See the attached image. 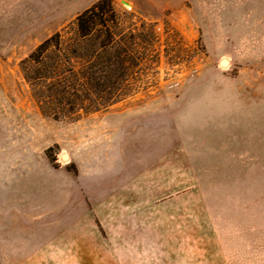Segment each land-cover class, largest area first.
Instances as JSON below:
<instances>
[{
  "label": "rangeland",
  "instance_id": "rangeland-1",
  "mask_svg": "<svg viewBox=\"0 0 264 264\" xmlns=\"http://www.w3.org/2000/svg\"><path fill=\"white\" fill-rule=\"evenodd\" d=\"M71 1L0 0V264L202 263L204 121L264 105V0H110L72 60L106 90L54 112L21 61L98 0Z\"/></svg>",
  "mask_w": 264,
  "mask_h": 264
},
{
  "label": "crops",
  "instance_id": "crops-1",
  "mask_svg": "<svg viewBox=\"0 0 264 264\" xmlns=\"http://www.w3.org/2000/svg\"><path fill=\"white\" fill-rule=\"evenodd\" d=\"M247 111L250 119L223 120L218 107L204 121V226L210 231L203 233L197 264H264V105Z\"/></svg>",
  "mask_w": 264,
  "mask_h": 264
},
{
  "label": "trees",
  "instance_id": "trees-1",
  "mask_svg": "<svg viewBox=\"0 0 264 264\" xmlns=\"http://www.w3.org/2000/svg\"><path fill=\"white\" fill-rule=\"evenodd\" d=\"M116 24L111 1L98 0L76 16V35L71 43L63 44L57 31L21 61L25 79L40 86L38 96L42 104L52 110L59 108V112H73L76 105L91 100L94 90H106L110 79L97 75V64L79 71L74 69L72 60L78 57V48L85 49V45H90V49L98 42L101 48L110 46L114 40L111 28ZM96 31L103 32L104 38L93 37ZM107 61L102 62L105 67L111 64Z\"/></svg>",
  "mask_w": 264,
  "mask_h": 264
},
{
  "label": "bare ground",
  "instance_id": "bare-ground-1",
  "mask_svg": "<svg viewBox=\"0 0 264 264\" xmlns=\"http://www.w3.org/2000/svg\"><path fill=\"white\" fill-rule=\"evenodd\" d=\"M225 63V62H224ZM65 155H63V157H64Z\"/></svg>",
  "mask_w": 264,
  "mask_h": 264
}]
</instances>
